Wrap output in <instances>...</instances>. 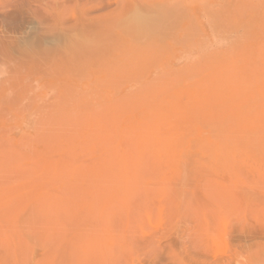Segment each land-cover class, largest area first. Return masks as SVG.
Masks as SVG:
<instances>
[{
  "label": "rangeland",
  "instance_id": "obj_1",
  "mask_svg": "<svg viewBox=\"0 0 264 264\" xmlns=\"http://www.w3.org/2000/svg\"><path fill=\"white\" fill-rule=\"evenodd\" d=\"M248 263L264 0H0V264Z\"/></svg>",
  "mask_w": 264,
  "mask_h": 264
},
{
  "label": "bare ground",
  "instance_id": "obj_2",
  "mask_svg": "<svg viewBox=\"0 0 264 264\" xmlns=\"http://www.w3.org/2000/svg\"><path fill=\"white\" fill-rule=\"evenodd\" d=\"M155 8H156V9H154L155 11L152 9L153 12H151V13L148 12L145 15H142V12H138L136 14L130 15L131 20H129V21H130V23L132 22L131 24H133V28L136 27V30L138 31V29L142 30V27L148 28V29H154L156 26H158V23H160L161 20H163L161 14H166L170 10V8L167 7L169 10L167 8L161 7V6H157ZM252 260L255 261L254 259H251V261ZM239 263H241V262H239Z\"/></svg>",
  "mask_w": 264,
  "mask_h": 264
}]
</instances>
